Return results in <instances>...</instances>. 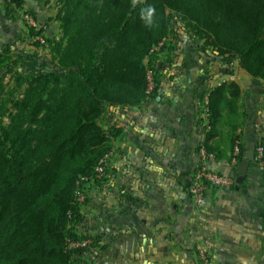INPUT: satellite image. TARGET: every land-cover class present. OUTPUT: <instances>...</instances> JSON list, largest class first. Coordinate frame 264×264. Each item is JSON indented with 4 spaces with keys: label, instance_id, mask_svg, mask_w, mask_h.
<instances>
[{
    "label": "trees",
    "instance_id": "obj_1",
    "mask_svg": "<svg viewBox=\"0 0 264 264\" xmlns=\"http://www.w3.org/2000/svg\"><path fill=\"white\" fill-rule=\"evenodd\" d=\"M61 1L62 36L49 41L53 66L26 71L10 45L0 52V264H93L87 252L110 233L82 239L79 191L103 179L96 168L122 132L101 119L156 94L161 75L153 65L179 32L226 62L238 60L264 87V0ZM241 99L234 80L211 88V136L225 111L238 118ZM233 141L243 155L241 135ZM85 239L91 243L72 246Z\"/></svg>",
    "mask_w": 264,
    "mask_h": 264
},
{
    "label": "crops",
    "instance_id": "obj_2",
    "mask_svg": "<svg viewBox=\"0 0 264 264\" xmlns=\"http://www.w3.org/2000/svg\"><path fill=\"white\" fill-rule=\"evenodd\" d=\"M6 1L0 0V39ZM31 6L43 14L40 1L31 0ZM204 70L214 73L215 67L167 65L168 75L160 77L156 94L131 107L130 264L194 263L195 248L203 246H208L214 264H264V177L257 161L237 183L241 159L259 142L264 144L263 98L260 105L252 100L253 108L244 104L247 96L257 97L253 91L245 96L244 86L259 80L242 68L247 77L221 73L223 78L217 81L213 76L201 80ZM227 80L236 81L242 90L239 116L232 121L225 111L211 136L209 93ZM235 134L241 135L246 148L237 164L232 163ZM206 146L215 155L207 165L233 177L234 183L209 190L204 205L198 207L189 187L192 172L203 162L200 149ZM102 225L109 233L118 228L109 219ZM106 239L110 236L102 241Z\"/></svg>",
    "mask_w": 264,
    "mask_h": 264
},
{
    "label": "rangeland",
    "instance_id": "obj_3",
    "mask_svg": "<svg viewBox=\"0 0 264 264\" xmlns=\"http://www.w3.org/2000/svg\"><path fill=\"white\" fill-rule=\"evenodd\" d=\"M38 1H40L41 8H43L41 9L43 14L36 12L32 8L31 0H7L5 5L2 6L6 14L1 16L4 18V21L1 22L4 33L0 39V52L5 45H10L12 51L15 53V58L21 57V60L27 63L26 71L41 65L53 66L55 56L51 50L49 41L62 36L60 22L57 19L62 1ZM26 15H30L36 22V25L30 24L25 18ZM4 25H6L5 28ZM37 32H39L38 35L36 34ZM173 45V50L170 53L158 56L156 65H153L157 70L155 73L163 75V78L168 75V72H165L167 65H199V69L205 67L211 69L214 66V73L204 70L203 73L201 72V75L199 74L201 80L213 76L212 78L217 81L223 78V74L221 73H224L228 69H232L233 76L238 79L247 77V74L240 70L241 67L238 60L226 62L220 56H217L212 49L204 51L199 42L187 36L184 32H179V35L173 41ZM193 75L195 76V74ZM151 79L154 82V73L151 74ZM5 84L12 87L13 82L10 80V76L6 77ZM263 89L264 87L260 81L244 86L243 91L245 96L246 94L250 95L252 91L254 95H257L254 98L253 96L245 98V106L247 102L250 106L247 105L246 108L254 107L251 104L254 99L257 100L259 105L261 104L259 102L264 98ZM7 90L8 88L5 91ZM101 123L106 129L110 125H117V127L122 129V132L119 134L117 140H111L110 146L113 148V155L107 162L103 179L98 182L85 183L80 188L79 199H83V205L81 206L82 218L78 224V232L82 236V239L90 235H99V233L105 231L103 230L105 228H102L104 227L102 224L109 219L118 228L110 232V239H106L91 248L87 252L86 257L93 264H130L131 107L127 109L120 107L110 108L102 117ZM105 243L108 244V247L103 249L102 246H105ZM200 248H195L197 261L185 264H207L200 257ZM205 248L208 249V246ZM208 251L210 250L208 249ZM208 264H214L212 258Z\"/></svg>",
    "mask_w": 264,
    "mask_h": 264
},
{
    "label": "built area",
    "instance_id": "obj_4",
    "mask_svg": "<svg viewBox=\"0 0 264 264\" xmlns=\"http://www.w3.org/2000/svg\"><path fill=\"white\" fill-rule=\"evenodd\" d=\"M25 18L28 20V22H30V24L36 25V22L34 21L32 17H30V15H26ZM152 73H153L152 70H148L150 90H152L153 89L152 87L154 86V82H152V79H151ZM200 150H201L203 162L192 172L190 187H189V191H190V195L192 197L193 203L198 207L204 205L205 197L209 190L226 188V187L231 186L234 183L233 177L227 174L215 171L207 165V160L215 157L214 153L209 152L204 147H202ZM254 150H255L256 160L262 169L263 177H264V144H261V143L257 144ZM112 155H113V150L100 161L99 165L96 168L97 178H102L104 176L106 164ZM239 156H240V148H239V145L237 144L234 147L232 163L237 164ZM80 200L82 201L83 199H80ZM90 243H91L90 240L85 239V240H82L81 242L73 243L72 246H78V245L87 246ZM200 257L207 264L210 262L211 256L207 248L205 247L200 248Z\"/></svg>",
    "mask_w": 264,
    "mask_h": 264
},
{
    "label": "water",
    "instance_id": "obj_5",
    "mask_svg": "<svg viewBox=\"0 0 264 264\" xmlns=\"http://www.w3.org/2000/svg\"><path fill=\"white\" fill-rule=\"evenodd\" d=\"M253 161L255 162L257 160L255 156V150L251 149L246 153V155L241 159L240 163L238 164V178H237L238 184L244 181L245 176L249 169V165Z\"/></svg>",
    "mask_w": 264,
    "mask_h": 264
},
{
    "label": "clouds",
    "instance_id": "obj_6",
    "mask_svg": "<svg viewBox=\"0 0 264 264\" xmlns=\"http://www.w3.org/2000/svg\"><path fill=\"white\" fill-rule=\"evenodd\" d=\"M154 12H155V9L150 6L149 9H148V15H149V17H151Z\"/></svg>",
    "mask_w": 264,
    "mask_h": 264
}]
</instances>
